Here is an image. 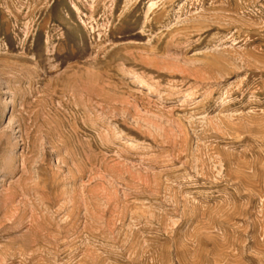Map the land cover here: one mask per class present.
I'll list each match as a JSON object with an SVG mask.
<instances>
[{"label": "rangeland", "instance_id": "obj_1", "mask_svg": "<svg viewBox=\"0 0 264 264\" xmlns=\"http://www.w3.org/2000/svg\"><path fill=\"white\" fill-rule=\"evenodd\" d=\"M0 264H264V0H0Z\"/></svg>", "mask_w": 264, "mask_h": 264}]
</instances>
